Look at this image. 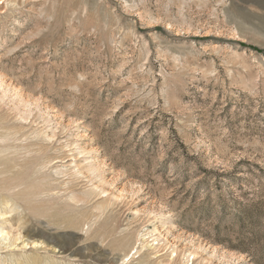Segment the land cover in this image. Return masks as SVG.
Instances as JSON below:
<instances>
[{
  "label": "rangeland",
  "instance_id": "rangeland-1",
  "mask_svg": "<svg viewBox=\"0 0 264 264\" xmlns=\"http://www.w3.org/2000/svg\"><path fill=\"white\" fill-rule=\"evenodd\" d=\"M0 264H264V0H0Z\"/></svg>",
  "mask_w": 264,
  "mask_h": 264
},
{
  "label": "bare ground",
  "instance_id": "bare-ground-1",
  "mask_svg": "<svg viewBox=\"0 0 264 264\" xmlns=\"http://www.w3.org/2000/svg\"><path fill=\"white\" fill-rule=\"evenodd\" d=\"M134 249V248H133ZM137 251V250H136Z\"/></svg>",
  "mask_w": 264,
  "mask_h": 264
}]
</instances>
